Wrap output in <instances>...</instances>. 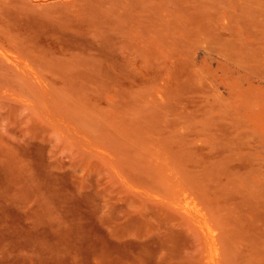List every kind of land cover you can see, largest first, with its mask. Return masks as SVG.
Here are the masks:
<instances>
[{
  "label": "rangeland",
  "instance_id": "1",
  "mask_svg": "<svg viewBox=\"0 0 264 264\" xmlns=\"http://www.w3.org/2000/svg\"><path fill=\"white\" fill-rule=\"evenodd\" d=\"M0 264H264V0H0Z\"/></svg>",
  "mask_w": 264,
  "mask_h": 264
}]
</instances>
